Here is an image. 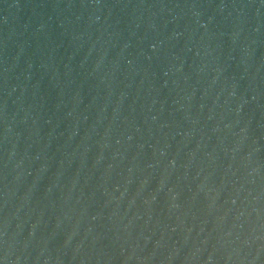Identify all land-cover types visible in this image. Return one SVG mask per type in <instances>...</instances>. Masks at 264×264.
Here are the masks:
<instances>
[{
  "label": "water",
  "instance_id": "95a60500",
  "mask_svg": "<svg viewBox=\"0 0 264 264\" xmlns=\"http://www.w3.org/2000/svg\"><path fill=\"white\" fill-rule=\"evenodd\" d=\"M0 264H264V0H0Z\"/></svg>",
  "mask_w": 264,
  "mask_h": 264
}]
</instances>
